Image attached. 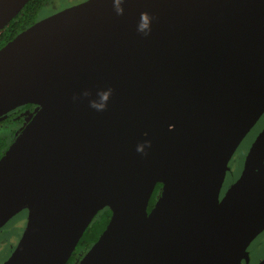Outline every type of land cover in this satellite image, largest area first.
<instances>
[{
  "label": "water",
  "instance_id": "95a60500",
  "mask_svg": "<svg viewBox=\"0 0 264 264\" xmlns=\"http://www.w3.org/2000/svg\"><path fill=\"white\" fill-rule=\"evenodd\" d=\"M28 1L0 0V32ZM25 105L37 110L0 157V228L23 209L27 221L3 264H66L106 207L77 264L248 263L264 227V128L220 193L264 114V0L60 10L0 48V122Z\"/></svg>",
  "mask_w": 264,
  "mask_h": 264
},
{
  "label": "rangeland",
  "instance_id": "374dc122",
  "mask_svg": "<svg viewBox=\"0 0 264 264\" xmlns=\"http://www.w3.org/2000/svg\"><path fill=\"white\" fill-rule=\"evenodd\" d=\"M84 0H50L49 4L43 7L39 14L38 19H43L47 16H50L60 10H63L69 6L78 4ZM30 116V113L26 110H20L17 115L10 119V121L3 127L0 126V137H5L7 142H10L12 139L13 132L19 133L21 128L26 124L27 118ZM260 125V124H259ZM12 132V133H9ZM252 140V135L249 134L244 142L237 148L235 153L228 164L227 171V181L230 178H235L241 173L245 157L250 148V143ZM27 220V210H21L15 216H13L3 227L0 228V264L3 263L7 257L10 247L17 245L21 234L24 230ZM249 251L252 254L250 264H257L260 261V257L264 256V242H260V238L249 248Z\"/></svg>",
  "mask_w": 264,
  "mask_h": 264
},
{
  "label": "trees",
  "instance_id": "16d2710c",
  "mask_svg": "<svg viewBox=\"0 0 264 264\" xmlns=\"http://www.w3.org/2000/svg\"><path fill=\"white\" fill-rule=\"evenodd\" d=\"M50 0H29L19 14L10 21V23L0 32V48L8 41H10L20 31L26 29L38 19L40 10L45 7ZM32 105H25L24 107H30ZM23 108V107H22ZM10 142L4 137H0V156L4 153ZM161 190V184H157L153 190L148 204V211L153 206L156 198ZM111 211L109 208H104L98 212L92 222L84 231L81 236L75 250L68 259L66 264H77L79 259L87 252L91 245L97 240L101 232L104 230L106 224L109 221Z\"/></svg>",
  "mask_w": 264,
  "mask_h": 264
},
{
  "label": "flooded vegetation",
  "instance_id": "af4514ba",
  "mask_svg": "<svg viewBox=\"0 0 264 264\" xmlns=\"http://www.w3.org/2000/svg\"><path fill=\"white\" fill-rule=\"evenodd\" d=\"M85 1V0H84ZM83 2V1H82ZM81 3V2H80ZM49 4V3H48ZM73 6V5H72ZM70 7V6H69ZM23 107V108H22ZM22 107H20V108H17V109H15L14 111H12L11 113H10V115H8L4 120H2L1 122H0V126L1 127H3V125L5 126L9 121H10V119H12V118H14L16 115H17V113L18 112H20V110H26V111H28L29 113H30V116L27 118L26 116H25V118H27V120H26V122L25 123H27L28 122V120L30 119V117L35 113V111L37 110V107L36 106H34V105H32V106H30V107H24V106H22ZM260 124V125H259ZM264 128V114H263V116L260 118V120L255 124V126L251 129V131L248 133V135L247 136H249V134H251L252 135V140H251V143L250 144H252V142L254 141V139L256 138V136L260 133V131L262 130ZM22 129V128H21ZM9 133H12V132H9ZM12 135V140L10 141V143L14 140V138H15V136L17 135V133H14L13 132V134H11ZM247 136L245 137V139L247 138ZM5 138V137H4ZM245 139L242 141V142H244L245 141ZM241 142V143H242ZM241 145V144H240ZM239 145V146H240ZM251 146V145H250ZM1 157V156H0ZM242 170V169H241ZM239 175H240V172H239ZM239 175H237V177H235V178H230V180L228 181V182H226L227 181V178L225 177V180H224V183H223V186H222V189H221V193H220V198H222L223 196H224V194L226 193V191L228 190V188L232 185V183H234L236 180H237V178L239 177ZM226 176H227V174H226ZM24 210V209H23ZM27 221V220H26ZM260 238V242H264V227H263V229H262V231L261 232H259L256 236H254L253 238H252V240L250 241V243L248 244V246H247V250H249V248L258 240ZM15 248V246L14 247H10V250H12V249H14ZM10 252L11 251H9V253H8V255H7V257L5 258V260L8 258V256H9V254H10ZM251 257H252V254H250V256H249V260H248V263L247 264H250V262H251ZM264 258V256H262V257H260V261L262 260ZM4 260V261H5ZM4 261H3V263H4ZM259 261V262H260ZM259 262H257V264L259 263ZM3 263H1V264H3ZM241 264H244V262L242 261L241 262Z\"/></svg>",
  "mask_w": 264,
  "mask_h": 264
},
{
  "label": "clouds",
  "instance_id": "9594fccd",
  "mask_svg": "<svg viewBox=\"0 0 264 264\" xmlns=\"http://www.w3.org/2000/svg\"><path fill=\"white\" fill-rule=\"evenodd\" d=\"M119 2H120V0H115V3L117 5H119ZM117 11L119 12V8H117ZM138 30L142 31L144 35H148L149 34V30H148L147 24H142ZM148 146H150V145L147 142H145V147H148ZM137 150L138 151H142V149L140 147H138Z\"/></svg>",
  "mask_w": 264,
  "mask_h": 264
}]
</instances>
